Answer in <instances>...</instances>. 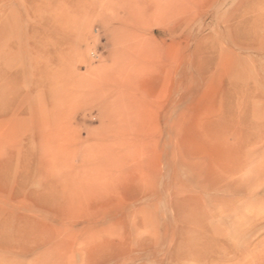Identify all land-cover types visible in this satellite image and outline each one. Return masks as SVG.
Segmentation results:
<instances>
[{
    "label": "rangeland",
    "instance_id": "1",
    "mask_svg": "<svg viewBox=\"0 0 264 264\" xmlns=\"http://www.w3.org/2000/svg\"><path fill=\"white\" fill-rule=\"evenodd\" d=\"M0 264H264V0H0Z\"/></svg>",
    "mask_w": 264,
    "mask_h": 264
}]
</instances>
